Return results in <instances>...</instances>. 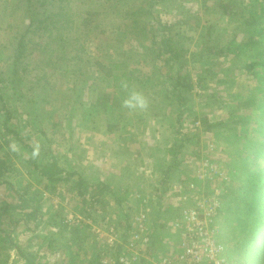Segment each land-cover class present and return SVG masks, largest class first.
<instances>
[{
  "label": "rangeland",
  "instance_id": "1",
  "mask_svg": "<svg viewBox=\"0 0 264 264\" xmlns=\"http://www.w3.org/2000/svg\"><path fill=\"white\" fill-rule=\"evenodd\" d=\"M217 1L228 3L230 13L235 15H223ZM258 5L264 8V0H0V89L8 113L3 123L0 112V155L12 167L0 184V207H9L1 219V229L9 230L6 241L12 243L6 251V264H25L23 258L29 253L36 257L40 253L35 250L38 246L44 254L33 264H88L89 258L79 252L86 245L93 251L91 261L95 264L99 246L92 226L106 220L120 231L126 230L131 211L115 207L114 186L110 189L113 195L106 193L109 202L105 206L91 195L95 201L91 224L75 226L66 222L67 217H84L85 203L91 198L76 200L68 180L48 183L39 176L44 166L56 159L65 177L66 171L73 169L70 159L78 157L68 138L74 141L86 135L90 129L84 132V127L88 125L95 135L96 131H105L108 122L115 127L122 125L123 135L128 131L124 126L136 128V132L129 131L128 137L142 134L143 150L152 155H157L156 135L163 134L154 132L153 125L164 123L171 138L167 148L175 145L162 162L171 177L188 176L202 157L216 162L229 176L217 216L219 237L236 245L242 231L233 208L227 207L235 200L242 204L241 197L251 200L253 194L247 179L252 172L244 167L246 161L242 160L246 158H241L242 142L233 136L241 131L240 125L233 121L244 112L252 114L254 100L261 99L264 87L255 89L258 82L244 65L263 59L264 46H242L226 55L220 50L230 41L237 47L247 39L242 25L261 14ZM137 8L142 12L131 14ZM44 13H60L55 27L37 25L27 29L30 15L41 18ZM21 39L23 51L15 63V48ZM168 39L181 50L192 82L182 107L163 101L177 66L165 64L163 59L168 55L156 58L155 52L161 41ZM196 53H201L199 60H195ZM96 63L108 68L114 65L118 81L126 80L143 91L150 101L149 108L136 112L124 109L121 102L126 93L121 86L115 87L113 79L107 78ZM246 99H250L253 110L237 107ZM161 111L166 115L159 121L145 117ZM258 115L257 110L244 128H258ZM35 141L41 145L38 159L31 158ZM12 142L20 146L19 154L9 151ZM209 144L211 153L207 150ZM258 173L253 180L259 181ZM171 199L170 194L163 199L162 212L151 224L155 241L152 252L163 253L174 241L168 227L174 213L168 209L172 208ZM31 210L36 213L34 221L28 216ZM35 237H40L41 244H35Z\"/></svg>",
  "mask_w": 264,
  "mask_h": 264
},
{
  "label": "trees",
  "instance_id": "2",
  "mask_svg": "<svg viewBox=\"0 0 264 264\" xmlns=\"http://www.w3.org/2000/svg\"><path fill=\"white\" fill-rule=\"evenodd\" d=\"M52 3L53 2H51L50 5ZM216 6L222 12L223 15H235V13H230L232 8L228 3H222V1H217ZM258 6L260 8L259 10L261 14H259L257 11V15H253L248 21L243 22L242 30L243 33L246 34L247 39L241 43H238L237 47L236 45H232V41H230L228 45L221 48V55H226L227 53H234L236 51L235 49L242 46L251 48L264 46V8L260 5ZM59 9L61 8L59 7ZM137 9V11L131 14L134 15L142 12L141 8ZM44 14L45 15H42L43 17L41 16V18H38L40 17L38 16V14H35V17L34 15H30V22L28 24L27 29H30V27L33 26L34 28H38V26H44L45 28L52 26L55 27L56 18L59 17L60 13H51L47 15L46 13ZM35 22L37 23L36 25H34ZM151 29H153V27H151ZM164 29L165 28H163L162 30ZM22 36L23 35H20V37ZM22 48L23 42L21 39V41L18 42L17 47L15 48V55L13 58V61H15V63L19 60L18 58L22 55ZM155 54L156 58H162L168 55L166 59H163L165 61V64L172 62L175 63L177 66L175 77L171 79L170 89H168V91H164L167 93L163 96V101H168L171 104H176L178 107L184 106L187 101L186 97H188L190 94L192 82L190 74L186 72V60L182 56L181 50L175 45H173L170 39H168V41H161V45L159 49L156 50ZM196 54L197 55L195 60H199L201 57V53ZM202 62L203 64L205 63V61ZM206 63L208 64V61H206ZM96 64L98 68L105 72V76L107 78L113 79V84L115 87L121 85V83L118 81L119 76L113 74L114 65L108 68L100 63ZM244 68L245 70H247L248 74L252 75L257 80L258 84L256 85L255 89H260L261 87H264V57L260 61L253 60L246 63L244 65ZM209 71L211 74L213 73L211 70ZM164 82H166V80L163 81V83ZM253 103L256 104L255 108L251 105L252 103L250 99H246L242 102V104L237 105V107H239L240 109L241 107H244L246 110H253L254 108V112L252 114L251 112H244V115L238 116L237 118H235L236 120L233 121L234 125H240L239 131H241L239 133L234 132L233 136H236V138H238L242 142L241 144L243 146L244 151L241 150L243 151L241 158H246L242 160L246 161L244 167L248 170V173L252 172L250 173L251 178L247 177V179H249L250 181L249 186L251 187L253 195L251 200L247 199L246 197H241L242 204L239 205L238 201L235 200L231 203V205L229 204L227 207L230 210L233 208L232 212L235 214L236 224L238 227H240L242 231L241 234H239L238 236V242L235 243L236 245H230V239L228 238L221 239L219 237V240L226 247V256L229 264H264V90L262 91L260 101L257 102L254 100ZM6 109L7 108L5 105V101L3 99L2 92L0 89V112L2 111V116L4 120L3 123H5L8 117ZM257 110L259 113L257 119L258 128H244V125L246 123L249 124L252 121V115ZM202 120L203 123L206 124V119L202 118ZM115 129V125H112L110 122L106 124V131L112 132ZM174 146L171 147V149L175 148ZM11 168L12 167L10 162L0 155V184L4 182V177L11 170ZM256 172H259V181L253 180L256 177ZM61 173L62 170L57 168V160L52 159L40 171L39 176L46 180L48 183L58 182L61 180V178H63L64 181L71 179L73 181V196L76 198V200L79 201H83V199L85 200L84 195L86 194V192H88L89 189L94 191L97 190L98 195L103 192L104 186L99 187V185H90L86 182L84 177H82L73 170L68 169V171H66L65 177H62ZM45 188H47V186ZM225 196L226 194L224 195V197ZM91 197L92 196H90V198ZM224 197L222 196V198ZM92 201H94L93 198L89 200V202ZM8 209L9 207L7 205H2L0 207V263L2 264H6V262L8 261L9 256L6 253L8 247L12 248V243H7L6 241L8 240L7 234L9 233V230L1 229V223H3V220L1 221V219L3 218V214H5ZM28 216L34 221L36 218L35 210H31ZM17 253L20 254L22 252L17 251ZM30 254L31 253H29L28 256H25L23 258V260H25V264H33L34 257H32L33 255Z\"/></svg>",
  "mask_w": 264,
  "mask_h": 264
},
{
  "label": "built area",
  "instance_id": "3",
  "mask_svg": "<svg viewBox=\"0 0 264 264\" xmlns=\"http://www.w3.org/2000/svg\"><path fill=\"white\" fill-rule=\"evenodd\" d=\"M194 125L198 126L199 122L195 121ZM207 148L208 153L213 151L211 144ZM228 184V174L216 162L209 157L200 158L173 190L174 213L168 227L174 241L166 251L152 252L155 241L150 207L155 206L158 198L141 196V205L130 212L126 230L120 231L106 220L92 226L99 246L95 264H229L217 227L222 196ZM94 205V202L87 203L84 217L69 215L66 222L75 226L90 225Z\"/></svg>",
  "mask_w": 264,
  "mask_h": 264
},
{
  "label": "crops",
  "instance_id": "4",
  "mask_svg": "<svg viewBox=\"0 0 264 264\" xmlns=\"http://www.w3.org/2000/svg\"><path fill=\"white\" fill-rule=\"evenodd\" d=\"M165 115L166 114L161 111L160 113H157V115L149 116L147 114L145 117L152 122V119L155 118L159 121L158 119L164 118ZM153 126V131L157 134L163 132L160 137L156 135L157 142L155 144L158 149L155 148V153L158 157L157 155L145 153L143 150L144 145L142 143V134L137 138L135 135L128 137L129 131L131 133L136 132V128L134 129L133 126H124V130H128L125 131L126 134L124 135L122 134V125L117 126L112 132L106 131L105 126V131H96L97 134L94 135V133H92L94 131L91 129V126L88 125L84 127V132H87V130L90 129V131H88L89 133L86 135H83L81 138L75 139L74 141H70L68 138V141L72 144L71 146L74 145L73 151L75 156L78 155V157L74 158L72 161L70 159L71 155L69 154L71 162L70 166L73 168L72 170L84 177L86 182L90 185H99V187L104 186L101 194L98 195L97 190H95V192L94 190L89 189L84 195V198L90 199V196L95 194V196L98 197L96 202L105 206L109 202L107 194L113 195L111 194L110 189L114 186V188H116L114 194V201L116 202L115 207L117 206L118 208V206H121L124 211L129 212L133 211L135 206H138V208L140 207L141 204L139 202V197L152 198L155 196L158 198V201L155 203V206L150 207V221L152 222V226L154 218L159 217V213L162 212L160 208H162L163 199L169 194L173 196V190L178 186L183 177L182 175L179 178L174 176L171 177V175L169 176L167 174V168L163 167L162 162L168 154L167 151L171 149V145L167 148L168 144L171 142V138L169 139L167 135L169 129L164 123H159V125L155 124ZM160 153L162 154L161 159ZM173 160L174 159L172 158V161ZM76 162L78 163L76 164ZM167 177L169 179H167ZM68 181L73 187V181L71 179ZM83 201L85 202L84 199ZM121 201L123 202L121 203ZM171 203L172 199L170 205ZM85 204H87V202ZM168 209L169 211L174 212L172 208ZM34 239L36 240V245L41 244L39 241L40 237H35L33 240ZM49 242L50 241H47V243ZM54 242L55 241L52 240L51 244H54ZM88 247L87 245L82 247L79 251L81 252L80 255L83 252V255L89 258L88 264H94V262L91 261L93 251ZM35 250L40 253H38L36 257V254L31 252L30 255H33L32 257H34L33 260L35 258L39 259L38 256L44 254L41 253L44 252V249L41 250V247L39 246ZM75 258L77 259L78 257L75 256Z\"/></svg>",
  "mask_w": 264,
  "mask_h": 264
},
{
  "label": "clouds",
  "instance_id": "5",
  "mask_svg": "<svg viewBox=\"0 0 264 264\" xmlns=\"http://www.w3.org/2000/svg\"><path fill=\"white\" fill-rule=\"evenodd\" d=\"M121 89L126 93L121 106L130 112L146 111L149 108L150 101L143 91H138L136 88L130 86L129 82L121 81ZM33 150L31 152L32 159H38L41 155V145L39 141L33 143ZM8 149L11 153L19 154L21 149L16 142H12L8 145Z\"/></svg>",
  "mask_w": 264,
  "mask_h": 264
}]
</instances>
